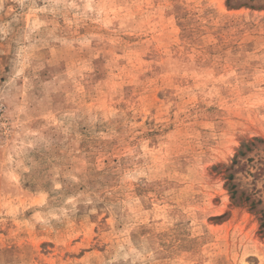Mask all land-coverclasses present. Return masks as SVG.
<instances>
[{
	"label": "rangeland",
	"instance_id": "rangeland-1",
	"mask_svg": "<svg viewBox=\"0 0 264 264\" xmlns=\"http://www.w3.org/2000/svg\"><path fill=\"white\" fill-rule=\"evenodd\" d=\"M0 264H264V0H0Z\"/></svg>",
	"mask_w": 264,
	"mask_h": 264
}]
</instances>
